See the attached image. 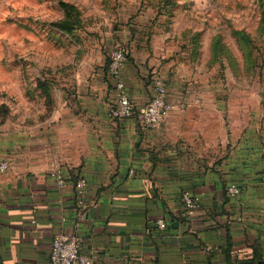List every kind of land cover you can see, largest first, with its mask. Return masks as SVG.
Segmentation results:
<instances>
[{
  "label": "crops",
  "instance_id": "0c3cea01",
  "mask_svg": "<svg viewBox=\"0 0 264 264\" xmlns=\"http://www.w3.org/2000/svg\"><path fill=\"white\" fill-rule=\"evenodd\" d=\"M126 36L118 30L107 42ZM96 51L98 65L69 77L44 123L0 133V161L9 162L0 171V264H52L59 233L78 237L94 264H264V81L221 98L213 83L151 70L148 50L131 42L122 75L136 111L116 118L107 47ZM155 73L174 107L146 126L138 110ZM232 183L241 188L234 196ZM183 190L200 196L196 207Z\"/></svg>",
  "mask_w": 264,
  "mask_h": 264
},
{
  "label": "rangeland",
  "instance_id": "374dc122",
  "mask_svg": "<svg viewBox=\"0 0 264 264\" xmlns=\"http://www.w3.org/2000/svg\"><path fill=\"white\" fill-rule=\"evenodd\" d=\"M118 30L127 57L135 42L151 70L213 83L221 98L264 81V0H0V133L44 123Z\"/></svg>",
  "mask_w": 264,
  "mask_h": 264
},
{
  "label": "built area",
  "instance_id": "2783aa9c",
  "mask_svg": "<svg viewBox=\"0 0 264 264\" xmlns=\"http://www.w3.org/2000/svg\"><path fill=\"white\" fill-rule=\"evenodd\" d=\"M126 57L127 51L122 46L114 47L109 53L108 68L118 90L117 102L111 107V114L116 118L129 117L136 111V106L127 91L126 82L122 75V67ZM152 85L154 88L153 96L138 110L139 121L146 126L159 125L174 107L172 101L167 97L166 81L159 73L152 76ZM8 168L9 162L7 160L0 161V171L4 172ZM52 174L56 177L59 185L64 186L66 184L64 171L60 166H57ZM86 185L87 180L84 177H80L76 181L75 186L80 195L84 192ZM227 192L234 196L241 192V188L232 183L227 187ZM181 196L189 209L196 207L200 202V196L190 190H183ZM157 223L161 229L166 226L162 218H159ZM50 255L52 264H94L93 255L82 250L79 238L67 233H59L53 238Z\"/></svg>",
  "mask_w": 264,
  "mask_h": 264
}]
</instances>
